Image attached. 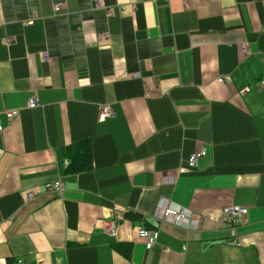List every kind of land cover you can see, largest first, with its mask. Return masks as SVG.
<instances>
[{
    "label": "crops",
    "instance_id": "0c3cea01",
    "mask_svg": "<svg viewBox=\"0 0 264 264\" xmlns=\"http://www.w3.org/2000/svg\"><path fill=\"white\" fill-rule=\"evenodd\" d=\"M96 1L0 0V114L18 109L0 131V264H264V0ZM85 141L90 168L66 173ZM231 204L248 210L235 246ZM168 205L189 214L155 218ZM139 227L158 230L150 249Z\"/></svg>",
    "mask_w": 264,
    "mask_h": 264
},
{
    "label": "built area",
    "instance_id": "2783aa9c",
    "mask_svg": "<svg viewBox=\"0 0 264 264\" xmlns=\"http://www.w3.org/2000/svg\"><path fill=\"white\" fill-rule=\"evenodd\" d=\"M96 3L98 1L94 0ZM61 3H54L53 9L59 10ZM32 20V17L29 21ZM246 51V46H243V52ZM218 81L228 83L229 79L224 77H219ZM260 85H264V78L259 81ZM37 100L35 98H29L27 102V107H35L37 105ZM18 114V109H11L3 111L0 114V131L4 128V125L10 122ZM114 115L113 109L109 105H103L100 113L99 120H104L107 117H112ZM206 154L205 149H200L191 153L187 159V169H192L196 167L197 161L199 158L203 157ZM44 190L52 192L58 195L63 193V184L60 178H55L50 181H47L43 184ZM35 194L33 192H27L25 196L26 202L34 199ZM189 214L188 211H183L178 207L173 205H168L162 207L159 211L155 213V218L165 220L167 218H185ZM223 220L225 225L228 227L230 232V238L227 241L229 245H240L239 240L235 237V228L236 226L242 224L248 214L246 207L240 206L238 204L226 205L222 208ZM124 219V214L118 209L114 208L112 214L106 221L105 232L108 236H114L118 222ZM138 235L144 240V246L146 249H150L152 245L156 242L158 238V230L146 227H139L137 229ZM13 264H24L21 259H16Z\"/></svg>",
    "mask_w": 264,
    "mask_h": 264
},
{
    "label": "trees",
    "instance_id": "16d2710c",
    "mask_svg": "<svg viewBox=\"0 0 264 264\" xmlns=\"http://www.w3.org/2000/svg\"><path fill=\"white\" fill-rule=\"evenodd\" d=\"M67 164L66 173H78L87 170L91 166L90 145L88 141L79 145L70 146L63 151Z\"/></svg>",
    "mask_w": 264,
    "mask_h": 264
}]
</instances>
